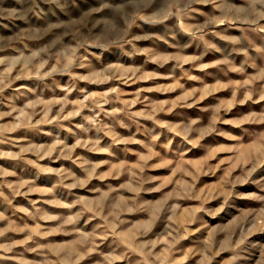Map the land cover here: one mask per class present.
I'll list each match as a JSON object with an SVG mask.
<instances>
[{"label":"rangeland","instance_id":"obj_1","mask_svg":"<svg viewBox=\"0 0 264 264\" xmlns=\"http://www.w3.org/2000/svg\"><path fill=\"white\" fill-rule=\"evenodd\" d=\"M0 264H264V0H0Z\"/></svg>","mask_w":264,"mask_h":264}]
</instances>
